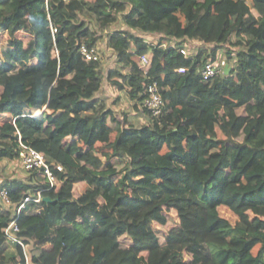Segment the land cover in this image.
<instances>
[{
  "label": "trees",
  "instance_id": "1",
  "mask_svg": "<svg viewBox=\"0 0 264 264\" xmlns=\"http://www.w3.org/2000/svg\"><path fill=\"white\" fill-rule=\"evenodd\" d=\"M118 21L105 76L80 47L98 50ZM222 59L230 71L202 79ZM106 79L132 114L98 96ZM154 82L157 117L143 107ZM20 142L59 180H2L0 264H264V0H0V162ZM39 190L49 200L17 215L11 242L16 206Z\"/></svg>",
  "mask_w": 264,
  "mask_h": 264
},
{
  "label": "built area",
  "instance_id": "2",
  "mask_svg": "<svg viewBox=\"0 0 264 264\" xmlns=\"http://www.w3.org/2000/svg\"><path fill=\"white\" fill-rule=\"evenodd\" d=\"M56 32V29H52V33ZM80 53L87 61H99L100 60V53L96 49V47H89L87 45H82L80 47ZM181 54L186 55V51L184 49H181ZM142 63H147V59L142 56L141 57ZM228 64L225 62V60H219L218 62H212L211 60H208L204 62L203 66L200 68V76L202 79L207 80L212 77H215L219 73H221L225 67H227ZM180 72H183L184 69H179ZM147 96L143 100V107L148 109L150 114L152 116H159L162 113V109L164 106V101L162 99L161 94L159 93L158 85L154 82L147 86L146 88ZM21 150L19 152V163L21 165V168L24 172H31L33 170H42L43 174L46 177L47 182L49 183L50 187H55L58 185V177L53 172L52 168L49 167V165L46 162V159L44 156L33 149L30 146L24 145L20 142ZM56 169L58 171L62 170L61 166H56ZM43 194L42 191H37L36 194H26L23 197L22 202L16 206L14 218L11 221V223L7 227L6 235L9 240L13 243H18L22 245L23 241L21 239H18L16 233L18 232V227L16 224V218L17 215L20 214V212L26 208L27 204L30 201H34L35 203H40L43 201ZM0 199L2 200L3 204L6 207L11 206V202L8 198V193L6 189H0ZM28 261V259H27Z\"/></svg>",
  "mask_w": 264,
  "mask_h": 264
},
{
  "label": "rangeland",
  "instance_id": "3",
  "mask_svg": "<svg viewBox=\"0 0 264 264\" xmlns=\"http://www.w3.org/2000/svg\"><path fill=\"white\" fill-rule=\"evenodd\" d=\"M122 28H124L123 24L121 23V21H118L113 26H111V28L109 30H107L106 32H110V31L112 32L113 30H118V29H122ZM106 32H104V34H106ZM133 33L138 34V32H136V31H133ZM139 35H141V34H139ZM101 39H102V41H101L100 45H97L99 48L98 47L97 48H98V51L100 53V57L103 58V57L107 56V54L109 52H113V51L111 49L108 51L109 47L104 42L106 37L102 36ZM188 44L191 47V49H190L191 51L192 50L195 51V49H197V47H199V43L195 40H189ZM188 50H189V48H186L187 54L189 53ZM110 58H111V56H110ZM107 70H108V67H106V66L102 67L103 72L106 73ZM101 92H102L101 94H103V95L105 94L109 98H114L115 95H117V91H114V89L111 88L105 81H104L103 91H101ZM122 96H123V94H122ZM127 106H129V107H127ZM126 107L130 108V103L128 102L127 99H123L122 104L118 107V109H115L116 114L120 115V113L122 111H124L126 109ZM143 118H144L143 121L139 119L140 123L146 121V118L145 117H143ZM93 160H94L95 164H96V161L103 160L100 157V152H98V151L94 152ZM25 175H26V173L22 170L19 161H17V160H12V161L2 160L0 162V184H1L2 180L22 179ZM219 211L223 216L228 217L232 223L235 222L234 216L226 208L220 207ZM168 216L170 217V225H174L175 224V218H176L174 215V212H168ZM153 228H154L159 240L161 242H163L166 231H167V227H160V226L154 224ZM122 241L124 243H127V241L125 239H122ZM246 246L251 249L253 254H256L260 248V241H259V239L249 240L247 242ZM13 251H14L13 248L10 249V252H13ZM185 258H187V257L185 256Z\"/></svg>",
  "mask_w": 264,
  "mask_h": 264
},
{
  "label": "crops",
  "instance_id": "4",
  "mask_svg": "<svg viewBox=\"0 0 264 264\" xmlns=\"http://www.w3.org/2000/svg\"><path fill=\"white\" fill-rule=\"evenodd\" d=\"M123 29V28H122ZM121 29V30H122ZM106 32V31H105ZM108 34H109V32H106V34H104L103 33V35L102 36H105L106 37V39H105V43H106V45L109 47V45H108ZM101 41H102V39H100L99 40V42L97 43V45H100V43H101ZM98 47V46H97ZM99 48V47H98ZM112 50L113 52H109L108 54H107V56H105V57H103V58H101L100 57V70H101V73H103V74H105V76H107L106 74L109 72V71H113L116 67H118V63H117V53H116V51L113 49V48H111V47H109L108 48V51L109 50ZM110 56H111V58H110ZM107 63V64H106ZM112 64V65H111ZM108 65V66H107ZM108 67V70L106 71V73L105 72H103L102 71V67ZM105 82L111 87V88H113L114 89V91H117V95H115V97L114 98H109L107 95H103V94H101L102 92L101 91H103V87H104V83H103V85H102V88H101V90L99 91V93H98V96L99 97H101L103 100H105V102H106V104H109V106H111V108L115 111V109H118V107L122 104V101H123V99H126L125 98V96H124V94L122 93V92H120L114 85H112V84H110L108 81H107V79L105 80ZM122 94H123V96H122ZM118 96H120L121 97V102L118 104V105H112V102L113 101H116V99L118 98ZM127 107H129V106H127ZM126 107V110H128V111H130V114H132V112H133V110L131 109V106H130V108H127ZM131 119H132V121H135L136 123H138L139 122V119L140 120H144V118H143V116H139V117H131ZM143 123V122H142Z\"/></svg>",
  "mask_w": 264,
  "mask_h": 264
},
{
  "label": "water",
  "instance_id": "5",
  "mask_svg": "<svg viewBox=\"0 0 264 264\" xmlns=\"http://www.w3.org/2000/svg\"><path fill=\"white\" fill-rule=\"evenodd\" d=\"M229 71H230L229 66H227V67L224 68V72H225L226 74H227ZM48 200H49V199L46 198V197L43 198V201H48Z\"/></svg>",
  "mask_w": 264,
  "mask_h": 264
}]
</instances>
